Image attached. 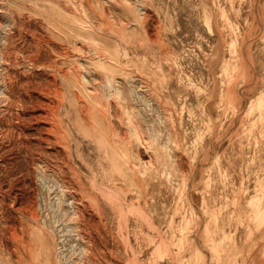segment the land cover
Returning <instances> with one entry per match:
<instances>
[{"label": "rangeland", "instance_id": "obj_1", "mask_svg": "<svg viewBox=\"0 0 264 264\" xmlns=\"http://www.w3.org/2000/svg\"><path fill=\"white\" fill-rule=\"evenodd\" d=\"M0 264H264V0H0Z\"/></svg>", "mask_w": 264, "mask_h": 264}]
</instances>
